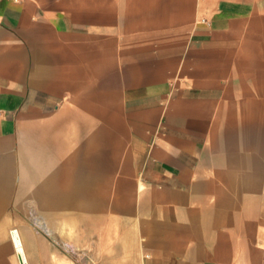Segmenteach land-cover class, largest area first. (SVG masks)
<instances>
[{
    "label": "crops",
    "instance_id": "crops-1",
    "mask_svg": "<svg viewBox=\"0 0 264 264\" xmlns=\"http://www.w3.org/2000/svg\"><path fill=\"white\" fill-rule=\"evenodd\" d=\"M189 5L0 0V264H18L11 228L29 264L56 246L86 264H264L261 123H229L227 90L212 95L223 75L193 67L185 92L176 59L170 95L145 66L117 71V15Z\"/></svg>",
    "mask_w": 264,
    "mask_h": 264
},
{
    "label": "rangeland",
    "instance_id": "rangeland-1",
    "mask_svg": "<svg viewBox=\"0 0 264 264\" xmlns=\"http://www.w3.org/2000/svg\"><path fill=\"white\" fill-rule=\"evenodd\" d=\"M188 9L193 16L117 15L115 55L116 60L121 61L117 63V71L120 66L122 75L130 77L131 68L145 66L148 81L156 84L164 81L167 86L163 89L170 95L175 91L173 85L178 83L172 79L171 62L176 59L180 61L181 72L185 73L180 80L185 92L187 85L192 84L187 80V72L193 67L199 74L207 71L213 76L223 75L221 80H213L216 86L212 95L219 97L227 90L229 123H243L244 130H248V123H261V131H264V0H190ZM177 19L179 31L125 30L129 24L161 28L163 23L176 24ZM190 33L191 39H196L193 50L187 47ZM176 39L178 47L171 44H175ZM167 58L170 62H164ZM189 58L195 59V66L187 63ZM164 69L170 77L151 78L154 72L166 75ZM26 210H21L22 216ZM19 237L23 245L20 233ZM56 247V262L43 264H86L85 256L65 246ZM22 251L26 254L24 245Z\"/></svg>",
    "mask_w": 264,
    "mask_h": 264
},
{
    "label": "bare ground",
    "instance_id": "bare-ground-1",
    "mask_svg": "<svg viewBox=\"0 0 264 264\" xmlns=\"http://www.w3.org/2000/svg\"><path fill=\"white\" fill-rule=\"evenodd\" d=\"M12 232V231H11ZM12 234V233H11ZM14 242L12 241L13 243V246H16V249L18 250V252H20V254L26 259L27 261V264H28V260L26 258V254L23 253L22 249H23V245L20 241V237H19V231L15 232L14 234Z\"/></svg>",
    "mask_w": 264,
    "mask_h": 264
},
{
    "label": "built area",
    "instance_id": "built-area-1",
    "mask_svg": "<svg viewBox=\"0 0 264 264\" xmlns=\"http://www.w3.org/2000/svg\"><path fill=\"white\" fill-rule=\"evenodd\" d=\"M12 231V232H11ZM18 230L16 228H11L10 229V236H11V239L12 241L14 242V234L15 232H17ZM12 233V234H11ZM14 251L18 257V264H27V261L26 259L20 254V252H18V250L16 249V246H14Z\"/></svg>",
    "mask_w": 264,
    "mask_h": 264
}]
</instances>
